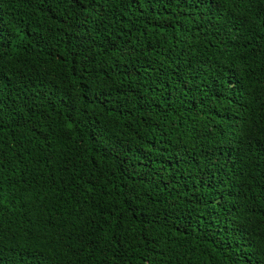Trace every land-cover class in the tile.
<instances>
[{
	"label": "trees",
	"instance_id": "16d2710c",
	"mask_svg": "<svg viewBox=\"0 0 264 264\" xmlns=\"http://www.w3.org/2000/svg\"><path fill=\"white\" fill-rule=\"evenodd\" d=\"M0 264H264V0H0Z\"/></svg>",
	"mask_w": 264,
	"mask_h": 264
}]
</instances>
